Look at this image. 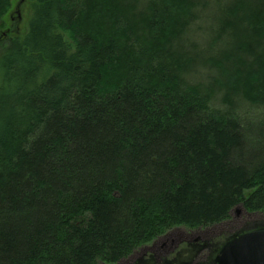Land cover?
<instances>
[{"label": "trees", "instance_id": "16d2710c", "mask_svg": "<svg viewBox=\"0 0 264 264\" xmlns=\"http://www.w3.org/2000/svg\"><path fill=\"white\" fill-rule=\"evenodd\" d=\"M25 1V32L0 41V264H111L175 226L264 212V113L243 124L184 77L195 0ZM221 10L224 101L264 112V0ZM261 226L205 240L206 264Z\"/></svg>", "mask_w": 264, "mask_h": 264}, {"label": "rangeland", "instance_id": "374dc122", "mask_svg": "<svg viewBox=\"0 0 264 264\" xmlns=\"http://www.w3.org/2000/svg\"><path fill=\"white\" fill-rule=\"evenodd\" d=\"M17 2L18 0L12 2L7 16L3 18V22L0 24V41L15 34L19 35L26 30L29 3L23 0L19 5ZM230 2L231 0H195V18L177 44L178 48L186 51L194 58L192 66L189 67L184 77L188 83L200 84L206 89H212L210 100L212 107L222 110L230 109L234 114L245 119L243 124H247L249 121H263V109L254 108L243 98L241 93H235L231 104L224 101L225 77L228 73L223 70H228L229 64L230 67L234 66L228 60L230 58L228 56L236 54L233 37L230 36L227 26L222 20L224 13L221 9L227 7ZM17 9L18 13L16 12ZM10 15L14 18L11 19ZM242 52L238 53L242 54ZM225 221L192 229L178 225L145 245L149 250L152 249L150 253L154 255L153 260L158 261H156L157 264H163L164 261L171 259L185 260V264H199L204 262L207 257L206 248L196 252L197 247L191 249L192 246H186L191 252L193 251L191 254L189 250L181 249L184 244L202 243L206 239L212 241L221 233H232L248 222H264V212H251L248 215L241 205H237L231 211L229 220ZM145 245L135 251L134 256L130 257V263L137 262L141 248Z\"/></svg>", "mask_w": 264, "mask_h": 264}, {"label": "water", "instance_id": "95a60500", "mask_svg": "<svg viewBox=\"0 0 264 264\" xmlns=\"http://www.w3.org/2000/svg\"><path fill=\"white\" fill-rule=\"evenodd\" d=\"M214 264H264V227L238 233L224 242Z\"/></svg>", "mask_w": 264, "mask_h": 264}, {"label": "flooded vegetation", "instance_id": "af4514ba", "mask_svg": "<svg viewBox=\"0 0 264 264\" xmlns=\"http://www.w3.org/2000/svg\"><path fill=\"white\" fill-rule=\"evenodd\" d=\"M16 12L18 13V9L16 10ZM18 17H19V15H18ZM10 18L13 19L14 17L10 15ZM246 214L249 215V212H246ZM227 220H229V218ZM203 245H204V241H202V243H189V244H184V246L181 249L185 248V250H187V251L189 250V253L192 254L193 251L191 252L190 249L188 247H186V246H192L191 249H195V247H197L198 249L195 250V251L198 252V250H201V247ZM150 251H152V249L149 250L146 247V245H145L144 247L141 248V252H140V254L137 257V262L130 263V257L134 256V253H135L134 252L133 255H130L129 257H127L125 259H122V260L116 262L115 264H157L156 263L157 260L156 259H155L156 261L153 260L154 255L151 254ZM206 258H205L204 262H201L199 264H206ZM163 264H185V260L184 261H180V260H177V259L176 260L175 259H171V260H168V261H164Z\"/></svg>", "mask_w": 264, "mask_h": 264}, {"label": "bare ground", "instance_id": "6f19581e", "mask_svg": "<svg viewBox=\"0 0 264 264\" xmlns=\"http://www.w3.org/2000/svg\"><path fill=\"white\" fill-rule=\"evenodd\" d=\"M262 227V226H261ZM264 227V226H263ZM256 228V227H255ZM243 232H245V230L243 231ZM230 239V238H229Z\"/></svg>", "mask_w": 264, "mask_h": 264}]
</instances>
